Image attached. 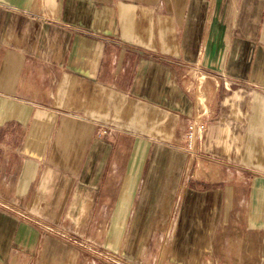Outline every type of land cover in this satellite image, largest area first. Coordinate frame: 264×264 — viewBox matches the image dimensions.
Returning a JSON list of instances; mask_svg holds the SVG:
<instances>
[{"label":"crops","instance_id":"1","mask_svg":"<svg viewBox=\"0 0 264 264\" xmlns=\"http://www.w3.org/2000/svg\"><path fill=\"white\" fill-rule=\"evenodd\" d=\"M171 220L177 254L264 264V0H0V264Z\"/></svg>","mask_w":264,"mask_h":264},{"label":"rangeland","instance_id":"2","mask_svg":"<svg viewBox=\"0 0 264 264\" xmlns=\"http://www.w3.org/2000/svg\"><path fill=\"white\" fill-rule=\"evenodd\" d=\"M182 148L189 152L186 144ZM195 149H197V147ZM197 150L198 156L203 154L202 150ZM189 155L192 157L194 156L191 155L190 152ZM198 158L204 159L202 157ZM186 226H189V223H187ZM175 227L176 222L174 220L167 222L165 237L142 239L145 243L137 247L135 253H132V255L126 253L125 250H121V252H113L91 240H87L82 243L86 252V260L84 264H239L236 248L229 252L227 249L224 254H222V251L219 253H206L205 251L191 254L175 253V239L173 236ZM182 228H185V226ZM188 228L189 227L186 229ZM54 234H59L61 238L67 242L76 241V239L61 235L56 231H54ZM135 240L137 242V239ZM189 241V238L185 239L187 244ZM113 259H116L118 263H115ZM241 264H244L243 259Z\"/></svg>","mask_w":264,"mask_h":264},{"label":"built area","instance_id":"3","mask_svg":"<svg viewBox=\"0 0 264 264\" xmlns=\"http://www.w3.org/2000/svg\"><path fill=\"white\" fill-rule=\"evenodd\" d=\"M204 111L201 110L200 106H197L194 114L191 117V120L188 125V131L186 134V147L191 155H196L198 150L195 149L198 145V142L201 140L202 133L205 130L206 123L204 120ZM105 133L106 130L104 129ZM115 263H118L116 259H113Z\"/></svg>","mask_w":264,"mask_h":264},{"label":"bare ground","instance_id":"4","mask_svg":"<svg viewBox=\"0 0 264 264\" xmlns=\"http://www.w3.org/2000/svg\"><path fill=\"white\" fill-rule=\"evenodd\" d=\"M179 243V242H178ZM178 245V244H177Z\"/></svg>","mask_w":264,"mask_h":264}]
</instances>
